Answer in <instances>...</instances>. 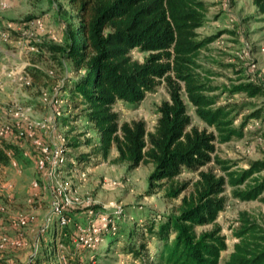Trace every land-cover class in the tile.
<instances>
[{
  "label": "rangeland",
  "instance_id": "rangeland-1",
  "mask_svg": "<svg viewBox=\"0 0 264 264\" xmlns=\"http://www.w3.org/2000/svg\"><path fill=\"white\" fill-rule=\"evenodd\" d=\"M200 1L206 13L196 33L199 40L209 42L200 51L197 64L201 72H207L209 85L218 88V105L235 108L233 126L239 128L247 119L242 136L226 143L215 142L214 154L227 162L229 171L247 170L251 163L264 161V96L247 98L224 89L246 82L264 85V13L251 0ZM71 15L65 0H8L5 8L0 7V47L6 50L3 57L0 55V141L16 145L21 153L18 160L13 158L15 165L10 161L0 165V235L24 244L19 248L7 244L0 249V258L3 264H31L38 258L39 264H140L121 250L122 238L115 249L105 252L100 234L113 221L124 230L140 228L149 219L169 214L179 199L168 201L150 187L151 164L129 169L127 164L114 161V149L105 159L91 157L80 164L71 161V166L65 163L71 155L88 153L83 142L94 136L80 120L66 125L59 120L68 113L64 110L65 97L58 99L57 90L67 78L80 77L82 72L73 71L61 58L55 59L48 48L62 43ZM37 21L41 23L39 28ZM129 55L142 62L146 54L133 50ZM61 62L64 67L59 65ZM35 70L41 73L38 82L30 77ZM167 100L161 82L138 104L117 101L113 109L120 123L141 120L146 131L151 132L158 118L157 108ZM258 110L263 112L259 118L249 117ZM187 112L192 126L211 131L188 104ZM20 131L30 134L19 137ZM72 136H77L80 145L60 153ZM39 146L47 149L45 158ZM40 158L44 159L42 170L36 164ZM202 170L223 175L212 162ZM256 176L264 180V170ZM196 179L197 172L186 170L177 177L179 182H189L188 186ZM189 190L190 187L182 194ZM232 190L225 185L224 207L215 220L226 246L217 264H225L236 242L232 234L239 213L248 214L264 228V204L258 200L240 201L232 196ZM64 214H73L74 219L63 224ZM17 219L24 225L18 226ZM50 228L54 229V238L44 233ZM210 229L211 225H207L196 231ZM50 239L55 253L45 262L40 259L41 253ZM153 247L150 240L147 248L152 251Z\"/></svg>",
  "mask_w": 264,
  "mask_h": 264
},
{
  "label": "trees",
  "instance_id": "trees-1",
  "mask_svg": "<svg viewBox=\"0 0 264 264\" xmlns=\"http://www.w3.org/2000/svg\"><path fill=\"white\" fill-rule=\"evenodd\" d=\"M251 1L264 13V0ZM65 2L72 15L66 23L63 41L48 49L55 59L67 61L73 71L82 75L67 78L58 88L57 98L65 97L64 110L68 113L59 120L63 125L80 120L94 133L83 142L89 152L79 157L71 155L65 163L71 166V161L80 164L91 157L105 159L114 149V161L127 164L129 169L151 164L150 187L168 201L179 199L169 214L149 219L140 228L124 230L117 221L109 222L100 234L104 251L115 249L122 238L121 250L140 264H217L226 248L215 224L225 203L224 187L233 188L232 196L240 201L258 200L264 204V180L256 176L264 170V161L251 163L247 170L229 171L227 162L214 154L215 142L226 143L242 136L247 119L239 128L233 126L235 108L218 105L219 96L215 95L218 88L209 85L207 72H201L197 64L200 51L209 42L199 40L196 33L204 23V3L200 0ZM133 50L146 54L142 62L131 59L129 53ZM59 65L64 67L63 62ZM40 75L35 70L30 77L38 82ZM161 82L168 100L157 108L158 118L151 132L146 131L141 120L119 122L113 109L117 101L138 104ZM224 91L254 98L264 96V85L246 82ZM187 104L211 131L191 125ZM262 113L258 110L249 117L259 118ZM79 145L77 136L69 137L61 153ZM10 157L18 160L20 150L1 140L0 165H8ZM210 162L223 175L202 170ZM183 170L197 172V179L190 186L189 182L177 180ZM242 184L243 188H239ZM188 187L190 190L182 194ZM91 209L97 211L96 207ZM63 217L65 222L74 219L73 214ZM237 220L232 234L236 242L225 264H264V228L244 212L238 214ZM207 225H211L210 230L196 231ZM44 233L53 238L56 235L52 228ZM150 240L152 251L147 248ZM54 253L50 239L40 259L49 262ZM38 259L31 264H39Z\"/></svg>",
  "mask_w": 264,
  "mask_h": 264
},
{
  "label": "built area",
  "instance_id": "built-area-1",
  "mask_svg": "<svg viewBox=\"0 0 264 264\" xmlns=\"http://www.w3.org/2000/svg\"><path fill=\"white\" fill-rule=\"evenodd\" d=\"M7 2H8V0H0V7L5 8L7 6ZM36 23H37L38 28H39L41 23L39 21H37ZM0 35H2L1 28H0ZM22 73H25V71H22ZM41 126H43V125H41ZM6 131H7V129H6ZM6 131L4 132V134L6 133ZM29 134H30L29 132H22V131L18 132L19 137H25ZM62 141H63V139H62ZM39 149L41 151L42 157L45 158V155L48 153L47 149L40 147V146H39ZM56 153H57V151H56ZM60 153H61V150H60ZM8 155L10 156V154H8ZM10 162H12V165H15L14 159L12 157H10ZM36 164H37L38 168L40 170H42L44 167V159L40 158L39 160H37ZM34 186H35V184H34ZM61 220H62L61 223L64 224L65 220L63 218ZM16 223L18 226L24 225V221L21 219H17ZM7 244H9L10 246L15 247V248H19V247L24 245L22 240L17 239V240L10 241L6 236L0 235V249H3V247L6 246Z\"/></svg>",
  "mask_w": 264,
  "mask_h": 264
},
{
  "label": "crops",
  "instance_id": "crops-1",
  "mask_svg": "<svg viewBox=\"0 0 264 264\" xmlns=\"http://www.w3.org/2000/svg\"><path fill=\"white\" fill-rule=\"evenodd\" d=\"M5 53H6V50L4 48L0 47V55H1V57H3Z\"/></svg>",
  "mask_w": 264,
  "mask_h": 264
}]
</instances>
